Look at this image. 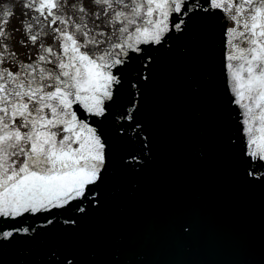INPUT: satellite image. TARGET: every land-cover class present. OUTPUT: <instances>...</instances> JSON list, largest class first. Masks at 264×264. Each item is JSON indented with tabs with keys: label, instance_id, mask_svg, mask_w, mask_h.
Wrapping results in <instances>:
<instances>
[{
	"label": "snow or ice",
	"instance_id": "1",
	"mask_svg": "<svg viewBox=\"0 0 264 264\" xmlns=\"http://www.w3.org/2000/svg\"><path fill=\"white\" fill-rule=\"evenodd\" d=\"M208 22L240 117L228 143L244 179L264 184V0H0V252L23 241L42 264H80L52 237L103 204L116 170L104 124L146 147L138 113L154 53ZM143 147L119 169L139 172Z\"/></svg>",
	"mask_w": 264,
	"mask_h": 264
},
{
	"label": "water",
	"instance_id": "2",
	"mask_svg": "<svg viewBox=\"0 0 264 264\" xmlns=\"http://www.w3.org/2000/svg\"><path fill=\"white\" fill-rule=\"evenodd\" d=\"M222 49L218 23L208 22L154 53L138 113L146 147L104 124L116 170L103 204L75 232L52 237L80 264H264V184L244 179L228 143L240 117L227 107ZM142 147L139 172L119 169L121 156ZM25 247H6L0 264H42L44 251Z\"/></svg>",
	"mask_w": 264,
	"mask_h": 264
}]
</instances>
